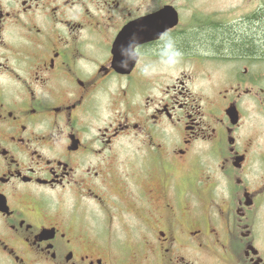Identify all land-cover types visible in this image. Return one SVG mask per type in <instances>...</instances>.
Returning a JSON list of instances; mask_svg holds the SVG:
<instances>
[{
	"label": "flooded vegetation",
	"instance_id": "af4514ba",
	"mask_svg": "<svg viewBox=\"0 0 264 264\" xmlns=\"http://www.w3.org/2000/svg\"><path fill=\"white\" fill-rule=\"evenodd\" d=\"M181 1L0 0L2 264H264V57L162 50Z\"/></svg>",
	"mask_w": 264,
	"mask_h": 264
},
{
	"label": "trees",
	"instance_id": "16d2710c",
	"mask_svg": "<svg viewBox=\"0 0 264 264\" xmlns=\"http://www.w3.org/2000/svg\"><path fill=\"white\" fill-rule=\"evenodd\" d=\"M161 48L173 53H209L216 56L264 57V13L231 26L211 23L169 34Z\"/></svg>",
	"mask_w": 264,
	"mask_h": 264
},
{
	"label": "rangeland",
	"instance_id": "374dc122",
	"mask_svg": "<svg viewBox=\"0 0 264 264\" xmlns=\"http://www.w3.org/2000/svg\"><path fill=\"white\" fill-rule=\"evenodd\" d=\"M182 4L183 6V24L182 26H186L187 24H193L195 26L201 25L205 26L211 23H216L219 21H225L227 19H237L239 18V11L242 10L246 6V3L244 0H182L181 2H178V4ZM145 12V11H144ZM210 14V15H209ZM186 30L193 29L192 27L190 28H185ZM190 63H195L193 62H185L184 63V70L187 71L189 68ZM195 68H199L198 64H194ZM208 68V69H207ZM202 69V68H200ZM206 69L208 71H211L209 73H206V78H209V80L212 81V83H218L221 80H219V73L215 74V69L214 66L211 64H206ZM194 71V70H193ZM205 71V70H202ZM196 73L193 72V75L196 77V83L201 84L199 82L198 78L206 83V81L203 79L202 75H198V72ZM173 75L175 74L174 71H171ZM176 75V74H175ZM211 77V78H210ZM116 227V226H114ZM113 237V243L116 244L115 249H111L112 253H116L118 255L125 254L124 253V248L128 247L129 241H134V237L132 235H123L122 230L118 229L116 231V234ZM131 250V247H130ZM0 264H2L0 262Z\"/></svg>",
	"mask_w": 264,
	"mask_h": 264
},
{
	"label": "water",
	"instance_id": "95a60500",
	"mask_svg": "<svg viewBox=\"0 0 264 264\" xmlns=\"http://www.w3.org/2000/svg\"><path fill=\"white\" fill-rule=\"evenodd\" d=\"M152 19L155 20V17ZM144 20L142 19L137 26H131V40H135L136 43L156 39L164 30L174 25L175 17H172V14H170L169 16L166 15V17L159 19L163 22L170 20V25L167 26H162L154 21L151 23L145 21L144 23Z\"/></svg>",
	"mask_w": 264,
	"mask_h": 264
}]
</instances>
